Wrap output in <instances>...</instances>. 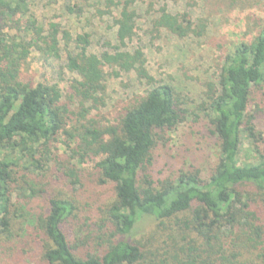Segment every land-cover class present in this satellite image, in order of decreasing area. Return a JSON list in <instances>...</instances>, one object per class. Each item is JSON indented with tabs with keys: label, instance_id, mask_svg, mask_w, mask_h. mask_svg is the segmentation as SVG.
Wrapping results in <instances>:
<instances>
[{
	"label": "trees",
	"instance_id": "1",
	"mask_svg": "<svg viewBox=\"0 0 264 264\" xmlns=\"http://www.w3.org/2000/svg\"><path fill=\"white\" fill-rule=\"evenodd\" d=\"M27 2L0 0V264H264V151L251 148L256 156L238 161L245 134L253 144L261 142L255 122L264 113V0H203L204 11L193 20L171 12L165 0L149 1L150 9L156 6L149 34L197 40L221 52L217 79L203 84L196 106L176 86L148 74L141 48L130 50L140 15L136 0L92 6L100 26L109 19L107 35L98 38L97 27L76 32L66 25L81 21V7L64 6L58 15L63 21L45 23ZM254 8L259 15H246L244 22L249 41L228 49L230 43L208 36L214 17ZM33 53L64 59L74 75L65 93L57 83L23 76ZM119 73L133 74L149 88L135 95L116 124L101 127L90 116L104 105L107 79ZM163 131L176 135L177 154L192 146L194 135L204 140L213 172L176 169L179 163L170 157L174 173L155 183L153 150ZM58 142L69 149L67 157L52 151ZM93 159L99 184L112 186L97 227L107 224L106 251L78 255L69 241L76 238V201L58 191L34 205L43 193L36 179L49 174L80 184V165ZM152 223L175 231L162 237L155 258L143 238Z\"/></svg>",
	"mask_w": 264,
	"mask_h": 264
},
{
	"label": "rangeland",
	"instance_id": "2",
	"mask_svg": "<svg viewBox=\"0 0 264 264\" xmlns=\"http://www.w3.org/2000/svg\"><path fill=\"white\" fill-rule=\"evenodd\" d=\"M149 1L136 0L135 5L140 14L137 20V36L128 46L130 50L135 48L143 50L147 58L148 74L153 76L156 81L173 84L185 99L192 98L196 106L201 100L202 92L205 90L203 84L206 81L217 79L219 70L216 64L218 60L216 59L221 55V52L211 51L209 46L197 40L179 41L164 32H161L160 38L149 34L148 31L151 30V27L148 25V21L153 15L151 10L156 8L155 6V8L150 9ZM161 1V3L164 2V0ZM165 1L171 12H180L188 18H192L191 20L198 17L201 11H204L203 6L205 3L203 0ZM28 2L29 10L34 13L39 22L45 23L63 21L64 18L58 15L62 13L64 6L81 7L85 14L81 21L78 24L68 21L66 25L71 27L72 31L76 30V32H79L83 27L88 31L95 30L94 27H97L95 38H98L99 35H102V37L107 35L105 34L107 31L105 26L109 25V19L104 18V23L100 26L98 19L90 14L94 11L92 6L104 9L105 0H28ZM246 15L252 18L257 17L259 10L254 8L243 13L236 10L214 17L210 21L208 36L216 37L218 41L230 43L231 45L226 46L228 49L239 41H249L252 35H243ZM23 69V76L29 77L35 83L45 81L57 83L63 93L68 89V81L74 77L72 73L64 69V59H45L39 53H33ZM109 70L114 71L116 69L112 67ZM185 75L188 77H185ZM148 88L149 86L146 85L144 80L139 81L133 74L119 73L118 78L109 77L106 81L104 105L93 111L90 117L101 127L114 125L117 123L120 113L128 107L135 95H145ZM251 103L248 105V112L253 114ZM255 124L261 142L253 144L248 138L249 136L245 134L242 150L238 157L239 163L256 156V153L251 154V148L255 150L254 147H256L264 151V113ZM190 140L193 142L192 146L186 144L188 148L179 149V154H177L172 147L177 144L176 135L165 131L160 134L153 150L154 163L151 176L155 183L162 181L168 175V178L171 177L174 173L169 164L170 157H174L178 161L179 164L176 169L183 166L186 169L198 170L201 176H208L213 172L215 161L210 157V153L204 145V140L195 135ZM60 141H64V138H61ZM52 151L55 155L62 157H67L70 153L69 149H66L60 142L54 144ZM21 159L22 164L26 165V159L24 157ZM95 161L93 159L80 165L82 171L79 177L80 184L74 186L66 179L55 181L49 174L36 179L37 188H41L43 193L37 196L40 201L35 200L34 205L43 203L45 197L57 194L58 191L76 201L74 214L77 216L71 225V230L76 238L69 241L78 255L93 250L97 253L106 251L102 239H104L103 234H107V224H105V229L102 230H97V227L104 223V210L110 201L112 186L99 184L94 169ZM50 167L52 166L50 165ZM33 178L32 175V181ZM75 188L80 189L76 191ZM27 194H29L28 191ZM37 209L40 210L39 207ZM153 226V223L148 228L146 226L147 231L143 234L145 249L147 252L152 253L149 255L151 258L157 256L155 249L158 248L162 237L175 234L174 229L169 225L165 228L163 224H156L153 232H151ZM151 233H153L152 238L149 237Z\"/></svg>",
	"mask_w": 264,
	"mask_h": 264
}]
</instances>
